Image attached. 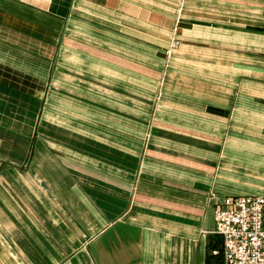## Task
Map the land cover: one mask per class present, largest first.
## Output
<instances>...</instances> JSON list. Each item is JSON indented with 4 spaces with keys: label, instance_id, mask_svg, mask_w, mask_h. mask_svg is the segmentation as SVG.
I'll return each mask as SVG.
<instances>
[{
    "label": "crops",
    "instance_id": "0c3cea01",
    "mask_svg": "<svg viewBox=\"0 0 264 264\" xmlns=\"http://www.w3.org/2000/svg\"><path fill=\"white\" fill-rule=\"evenodd\" d=\"M259 195L264 0H0V264H220Z\"/></svg>",
    "mask_w": 264,
    "mask_h": 264
},
{
    "label": "built area",
    "instance_id": "2783aa9c",
    "mask_svg": "<svg viewBox=\"0 0 264 264\" xmlns=\"http://www.w3.org/2000/svg\"><path fill=\"white\" fill-rule=\"evenodd\" d=\"M220 264H264V195L227 197L215 210Z\"/></svg>",
    "mask_w": 264,
    "mask_h": 264
},
{
    "label": "rangeland",
    "instance_id": "374dc122",
    "mask_svg": "<svg viewBox=\"0 0 264 264\" xmlns=\"http://www.w3.org/2000/svg\"><path fill=\"white\" fill-rule=\"evenodd\" d=\"M178 41L177 40H174L170 43L169 47L166 48V53H167V58H170L171 57V54L174 52V50H177L178 49Z\"/></svg>",
    "mask_w": 264,
    "mask_h": 264
}]
</instances>
